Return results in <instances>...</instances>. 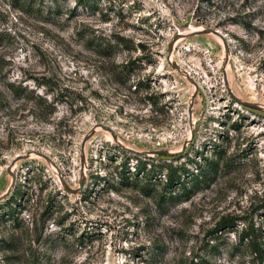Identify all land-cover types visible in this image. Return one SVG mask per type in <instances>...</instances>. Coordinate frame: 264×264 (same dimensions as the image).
I'll return each mask as SVG.
<instances>
[{
  "label": "rangeland",
  "instance_id": "obj_1",
  "mask_svg": "<svg viewBox=\"0 0 264 264\" xmlns=\"http://www.w3.org/2000/svg\"><path fill=\"white\" fill-rule=\"evenodd\" d=\"M250 225L264 0H0V264H264Z\"/></svg>",
  "mask_w": 264,
  "mask_h": 264
},
{
  "label": "trees",
  "instance_id": "obj_2",
  "mask_svg": "<svg viewBox=\"0 0 264 264\" xmlns=\"http://www.w3.org/2000/svg\"><path fill=\"white\" fill-rule=\"evenodd\" d=\"M31 1H36V0H29ZM79 3L81 4H87L89 3V0H77ZM214 169V167H213ZM185 172H189L186 169H184ZM210 177L209 174V169L207 171H203V169H201V171L198 170V174H193V177L191 179H189V181H181V174L178 173V171L174 168L170 169L169 172V176H168V183H167V188L169 189V193L167 196H164L165 201L170 200L171 202L174 201H180L182 199H188L192 192H194L193 188L199 189L201 186H203L202 184L204 182H206V179ZM176 182H179L180 185H178L176 188L173 189V187H175ZM189 182L191 187H187V183ZM232 223V222H229ZM224 224H228L225 222L220 223V225H224ZM250 229H248L246 231V233L243 234V237L248 238L249 241V245L252 248V251L257 253L258 255L262 254V252H264V248L260 245L259 238H258V233L257 231H255L254 226L250 225L249 226Z\"/></svg>",
  "mask_w": 264,
  "mask_h": 264
}]
</instances>
